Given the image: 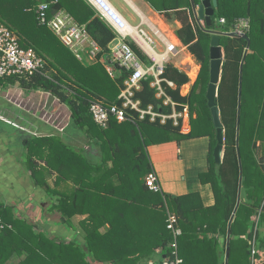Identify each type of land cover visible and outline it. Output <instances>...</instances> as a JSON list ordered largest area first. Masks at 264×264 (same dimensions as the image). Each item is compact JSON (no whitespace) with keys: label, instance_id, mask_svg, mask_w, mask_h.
I'll return each instance as SVG.
<instances>
[{"label":"trees","instance_id":"16d2710c","mask_svg":"<svg viewBox=\"0 0 264 264\" xmlns=\"http://www.w3.org/2000/svg\"><path fill=\"white\" fill-rule=\"evenodd\" d=\"M43 1L51 0H0V20L19 34L22 45L32 46L45 58L51 78L8 77L0 79V85L19 83L27 89L38 88L67 104L80 127L77 133L83 135L85 143L95 151L89 156L84 146L69 143L60 132L27 136L23 143L27 167L35 184L36 211L57 210L61 213V222L67 224L73 214L87 213L86 235L84 243L75 240L66 243L53 238L46 231L34 229L26 218L15 215L12 206L0 201V224L3 225L0 226V264L14 252L25 254L20 264H139L147 252L159 245L171 256L174 237L167 226L168 211L176 214L177 224L182 229L178 237L181 264H224L228 222L238 198V85L247 40L242 35H223L220 40L225 60L218 103L225 128V145L222 162L218 164L213 154L217 131L206 97L212 34L203 27L231 31L240 19L249 20L245 34L251 44L244 63L239 140L242 201L231 225L229 264H250L249 243L242 235L249 234L251 239V217L264 195V172L255 158L259 141L264 149V99L261 109L256 107L264 91V0H217L211 27L205 20L203 26L196 22L191 0H148L159 12L169 17L176 15L174 19L182 24L176 29L179 40L201 64L199 76L187 95L180 92L189 81L185 72L168 64L163 74L175 84L163 83L165 92L178 108L189 105V132H182L181 126L175 125L172 119L166 123L160 118L151 121L149 116L140 119L136 112L134 121L118 122L112 118L106 128L96 124L89 110L91 101L100 99L106 104L121 105L119 94L128 72L116 66L119 73L112 76L100 61L86 64L79 60L51 29L39 23L36 5ZM59 9L67 10L77 22L86 24L90 35L102 48L98 57L106 56L115 34L95 16L93 8L85 0H58L49 13ZM221 18H225L224 23ZM136 50L141 54L138 48ZM150 82L151 78L143 81L136 97L145 107L153 104L157 110L171 113V106L156 96L157 91ZM246 88L249 96L245 98ZM202 136L210 140L209 167L199 178L203 184L211 185L214 205L205 207L198 192L163 197V193L146 186L145 176L153 169L148 146ZM63 183L72 184L73 190L65 193L60 188ZM37 200L42 203L51 200V207H42L44 204ZM107 224L109 227L102 233V227ZM208 232L223 235L222 244L208 238ZM237 243L243 247L241 253L238 249L236 252Z\"/></svg>","mask_w":264,"mask_h":264},{"label":"built area","instance_id":"2783aa9c","mask_svg":"<svg viewBox=\"0 0 264 264\" xmlns=\"http://www.w3.org/2000/svg\"><path fill=\"white\" fill-rule=\"evenodd\" d=\"M86 1L94 9L96 16L104 21L115 34L108 45L106 56L98 57L102 48L92 38L86 24L77 22L73 15L65 9L49 13L52 5L58 0L38 3L36 13L39 23L51 29L79 60L83 61L84 54H87L91 62L100 61L107 69L111 64H115L128 72L124 87L119 94V99L122 100L121 105L106 104L100 99L91 101L89 110L96 124L106 128L112 118L118 122L134 121L133 113L136 112L140 119L149 116L151 121L160 118L162 123L172 119L175 125L181 126L182 132H189L191 129L189 105L184 104L183 108L179 109L177 103L165 92L163 85L167 82L170 86H175L173 81L163 77L164 70L166 65L173 64L174 61L172 62L171 59L181 52V46L187 49L179 41L176 31H167L163 25L152 19L144 18L142 15L140 23L132 25L110 0ZM220 21L224 23L225 18H221ZM246 29L248 26L231 31L243 35ZM133 45L140 50L141 54ZM46 65L47 62L43 56L32 46L22 45L19 34L0 20V79L8 77L27 79L34 75L51 78ZM149 78H151V86L157 91L156 96L162 98L165 105L171 106V113H163L153 104L145 107L136 97V92L142 89L143 81ZM145 184L150 190L163 193L161 182L154 169L145 176ZM167 221V226L174 237L171 244L172 254L162 262H150L149 264H181L183 261L178 254V237L182 234V229L177 224L176 214L168 211ZM0 226L3 225L0 224ZM252 252L255 253L254 245Z\"/></svg>","mask_w":264,"mask_h":264},{"label":"crops","instance_id":"0c3cea01","mask_svg":"<svg viewBox=\"0 0 264 264\" xmlns=\"http://www.w3.org/2000/svg\"><path fill=\"white\" fill-rule=\"evenodd\" d=\"M124 1L130 8L133 9V11L140 17V19L142 15L144 18L152 19L154 22H157L160 25L164 23V20L161 16L163 13L156 10L148 0L138 1H141L148 7L150 13H152L151 16H146L143 13L139 5H137L136 3L137 0ZM85 2L90 6V4L86 0ZM176 22L179 23V20H176ZM174 30L176 31V29ZM82 62L86 64L93 63L88 58L87 54H84V60ZM184 62L185 61L182 60L180 61L181 64H184ZM176 63L177 62H175V64L173 63V65L179 70L185 72L189 77V81L185 83L180 90L182 95H187L189 94L192 86L195 84L200 70L196 68L195 75H192L191 71L186 68L185 65H183L185 66L184 68ZM199 67L201 69V64H199ZM109 69H111V65L109 66L108 71ZM1 97L2 95L0 94V120H6V117L3 115V113L6 114L8 113V111L12 112L14 104L13 102H11V99H8V97H5V99ZM47 98L51 99V97ZM51 100L58 107L62 106L59 101L57 104V99L52 98ZM30 116H32L37 121L39 119L44 120L38 115ZM8 117L9 118L7 119L11 120L10 123H13L20 129H23L24 126L20 125L19 122L16 121L18 120V117H15L13 113H9ZM53 118L54 119H52L51 117V120L53 124H55L57 121H55V115H53ZM54 127L55 126H53V129ZM7 130L8 128L6 126H0V201H3L6 205L12 206L15 215L19 218H26L31 224L34 225V229L46 231L49 236L59 240L63 239L66 243H69L73 240L84 243V238L86 235L85 220L88 217L87 213L79 212L73 214V216H71L70 218V224H67L66 222H61V213L57 210H50L46 212L40 210V213L36 211L38 204L35 202V184L31 177V171L27 167L28 164L25 159L26 155L24 144L22 145V143H24L25 137L20 141L18 139L20 135L18 136V133L16 131L8 132ZM82 138L83 137L80 136V139ZM82 140L85 143V140ZM84 148L89 151V156H91V154L93 153L95 154L93 148L88 144H86ZM147 150L153 169L157 172L159 180L161 182L163 197L167 195L171 197H177L179 195L187 194L190 192H198L205 207H210L215 204V195L211 185L203 184L199 178V174L208 170L209 167V137L202 136L197 138L185 139L183 141L173 140L165 143L153 144L148 146ZM21 154L24 156L25 160L22 161L21 159L20 162L19 158L21 157ZM255 158L257 159L258 164L264 172V149L263 143L261 141L258 142ZM50 182L53 183V179H51ZM60 188H62V190L67 193L73 190V185L63 183L62 187ZM247 196L248 195L246 193L245 197ZM37 201L39 204H44L42 205V207H45V205H47L49 208L51 207V200H48L44 203H42L40 200ZM255 209L256 213L251 217L253 235L250 239L249 234H243L242 238L246 239L249 243L251 252L249 263L264 264V195L263 199L255 207ZM107 227H109L108 224L106 226H103L101 232L104 233L103 231H105ZM207 237L215 238L221 244L224 241V236L215 232H208ZM253 245L255 249L254 254L252 252ZM235 247L236 252L237 249L240 253L242 252V245L237 243ZM147 253L148 254L139 261V264L162 262L163 260L167 259V257H169V255H167V250H165L160 245L152 250V252ZM24 255H20L17 252H14L10 256V258L3 264H20L21 260L24 258Z\"/></svg>","mask_w":264,"mask_h":264},{"label":"rangeland","instance_id":"374dc122","mask_svg":"<svg viewBox=\"0 0 264 264\" xmlns=\"http://www.w3.org/2000/svg\"><path fill=\"white\" fill-rule=\"evenodd\" d=\"M112 3L118 8L124 16L128 19V21L132 25H138L140 23V17L133 11L132 8H130L124 0H111ZM137 5H139L140 9L143 11V13L146 16H151L152 13H150L148 7L143 4L141 1L137 0ZM193 11V8H192ZM164 14V13H163ZM161 15L164 23L162 24L167 31H173L174 29H177V27H181L182 24L179 21V23L176 22L175 16L172 15L173 17H169L167 15ZM193 15L195 17V13L193 11ZM196 20V18H195ZM197 22V21H196ZM198 23V22H197ZM241 25L242 27H240ZM249 27V20L247 19H240L238 23L233 27L232 30L239 28H247ZM147 28V27H145ZM181 48V52L178 56H174L171 61L177 62L176 64L182 66L185 68H188L192 75H195V69L197 68L200 70L199 67V62L197 59L191 55L188 51V49ZM185 61L184 64H181L180 61ZM224 60H225V52H224ZM173 62V63H175ZM185 65V66H183ZM115 64H111V69L109 72L111 73L112 76H115L116 74L119 73V71L116 69ZM114 68V69H113ZM193 69V70H191ZM113 73V74H112ZM52 72L50 71L49 75ZM248 79L245 80V84L247 83ZM186 90V89H185ZM248 88L245 89V98L249 96V93L247 92ZM0 94L2 95L1 98L5 99V97L8 99H11V102H13L14 107L12 108L13 111L3 115L6 117V120H0V126L1 127H7L8 132L11 131H16L18 133V139L21 141L24 137L26 136H35V135H42V134H49L52 132H60L64 135V139L67 137V141L69 143H72L73 145H77L78 147L86 145L82 139H84L83 135H79L77 132H79L80 127L77 126L75 123V120L73 119L70 108L67 104H62V106L58 107L55 105V103L52 102V98L57 99L55 96L50 94L49 92H45L41 89L38 88H31L27 89L21 86L19 83H10V84H2L0 85ZM47 97H51L47 98ZM264 99V91L261 92L258 100L256 101V107L259 110L261 109L262 102ZM57 104H58V99H57ZM9 113L18 117L17 122H19L20 125H23V129H20L17 125H14L13 123H10L11 120L7 119L9 118ZM59 113V114H58ZM26 114V115H25ZM38 115L39 117L43 118L39 119L38 121L35 120L32 116L30 115ZM53 115H55V121L56 123L53 124L52 119ZM58 115V116H57ZM17 119V118H16ZM53 126L54 129H53ZM56 128V129H55ZM79 135V136H78ZM80 136L83 137L80 139ZM70 138V139H68ZM185 140V139H183ZM182 140V141H183ZM71 141V142H70ZM20 145V144H19ZM23 145V143H22ZM94 154V153H93ZM24 161V156L21 154V157L19 158V161L21 162Z\"/></svg>","mask_w":264,"mask_h":264},{"label":"water","instance_id":"95a60500","mask_svg":"<svg viewBox=\"0 0 264 264\" xmlns=\"http://www.w3.org/2000/svg\"><path fill=\"white\" fill-rule=\"evenodd\" d=\"M191 1H192V8L195 13L196 21L201 26H203L202 21L205 20L206 25L211 27L213 25L212 17L215 14V9L218 4L217 0H200L198 4H196L194 0ZM203 28L205 31L212 34L211 43H210V80L206 92V97H207L208 106L212 113L213 122L217 131V144L214 148L213 154L216 163L219 164L222 162V154L225 145V128L221 119V110L218 103V87L221 81L222 66L224 63V48L220 44V40H221V36L223 35L231 36V37H236L241 35L238 34L236 31H223V30L212 29L207 27H203ZM242 36L247 40V46L244 50V54L240 63L239 85H238L236 148H237V155L240 165V175H239L237 204L228 222L225 264H229L231 225L234 216L237 212V209L242 201L243 167L241 162L239 140H240L241 106H242V90H243V71H244V63L251 44V40L248 35L243 34Z\"/></svg>","mask_w":264,"mask_h":264},{"label":"bare ground","instance_id":"6f19581e","mask_svg":"<svg viewBox=\"0 0 264 264\" xmlns=\"http://www.w3.org/2000/svg\"><path fill=\"white\" fill-rule=\"evenodd\" d=\"M193 74V73H192Z\"/></svg>","mask_w":264,"mask_h":264}]
</instances>
